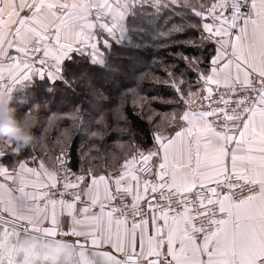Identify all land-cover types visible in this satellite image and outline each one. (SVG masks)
Wrapping results in <instances>:
<instances>
[{"label": "snow or ice", "instance_id": "snow-or-ice-1", "mask_svg": "<svg viewBox=\"0 0 264 264\" xmlns=\"http://www.w3.org/2000/svg\"><path fill=\"white\" fill-rule=\"evenodd\" d=\"M137 6L145 0H0V80L7 73L22 91L33 76L67 84L65 61L87 51L90 64L107 71L118 92L149 50L125 66L109 64L97 29L122 45L123 21ZM151 6H179L212 21L200 32L216 45L207 67L201 70L199 49L197 56L181 57L197 69L202 87L193 91L190 82L177 81L176 74L183 77L191 67L165 70L179 101L190 105L200 92L201 107L173 113L168 123L174 134L157 132L153 147L126 160L115 175L92 166L73 172L63 150L56 157L65 167L62 183L43 162L38 169L20 162L11 170L0 162V177L15 185L0 198V226L13 237L6 239L0 264H264V0H213L205 11L190 0H153ZM103 44L111 50L108 40ZM9 100L11 89L0 92V104ZM14 155L0 150V161ZM173 202L183 210H174Z\"/></svg>", "mask_w": 264, "mask_h": 264}, {"label": "trees", "instance_id": "trees-1", "mask_svg": "<svg viewBox=\"0 0 264 264\" xmlns=\"http://www.w3.org/2000/svg\"><path fill=\"white\" fill-rule=\"evenodd\" d=\"M168 9L164 10L162 14H156L159 22L152 24V19L155 16H147L145 14L146 11H149V8L145 6L143 8L137 7L127 22L131 44L117 45L114 42L111 43V50L103 49L104 57L109 64L121 66H125L128 60L135 59L145 49L149 50L139 65L140 71L136 73L134 78L127 80V86L122 87L118 92L111 88L109 84L110 75L107 71H101L99 66H92L90 57L79 55L78 53L74 54L73 63L65 61V66L68 70L63 75L68 81L67 84L62 81L52 83L47 79L44 81L36 80L28 85L26 91L18 92L15 95V99L11 102V106L17 109L18 116L27 114L29 118H34L35 139L31 145L23 146L22 153L11 156L10 161L6 160V163L15 164L20 159L31 157L28 155L29 151L34 152L39 157L46 158L50 151L56 147H64L54 152L53 159H46L53 160L55 163L56 155L70 146L74 170L79 171L82 154L84 163L95 159L92 165L98 166V161L102 160L100 157L102 152L112 149L113 129L118 122L119 116L118 113L112 111V108L117 106L119 98L124 94L123 92L140 85L146 91V88L151 85L162 87L161 80L167 79L164 76V72H157L154 69L155 66H158L154 61H160L159 59L166 57V53L170 52V49L162 48L156 51L155 48L158 45V41L155 40V37L157 36V30L162 28L165 20L169 19L170 24L181 22L176 13L177 11L184 12V10ZM136 46H139V52L136 50ZM209 47L213 49L212 46ZM171 50L174 52L183 50V54L191 55L194 48L178 46L171 48ZM211 54L212 51L210 50L208 60ZM163 64H166V60ZM161 65H159L160 68ZM183 65L180 64L179 67H183ZM147 70L157 74V78L139 77ZM149 78L151 81L148 80ZM170 84L168 82L166 85ZM159 89H162L160 94L164 97H177L175 92H163V88ZM145 96L150 95L146 92ZM152 105H156V108L159 107L156 103ZM124 113L127 120L123 121L126 123L124 124L122 120L119 122L125 129L123 130L124 138H131V146L135 142L138 148L143 150V152H147L146 149L151 144L149 138L151 133L150 122L135 114L128 103L125 106ZM94 132L102 133L103 138H101V135L93 136L92 133ZM145 138L147 139L146 144L142 142V139ZM103 164L106 166L110 165L107 163ZM88 166L87 164L84 165V167Z\"/></svg>", "mask_w": 264, "mask_h": 264}, {"label": "rangeland", "instance_id": "rangeland-1", "mask_svg": "<svg viewBox=\"0 0 264 264\" xmlns=\"http://www.w3.org/2000/svg\"><path fill=\"white\" fill-rule=\"evenodd\" d=\"M168 2V0H165V4ZM191 2V1H190ZM213 3V0H203V2H201V4L205 5V8L201 9L203 11L206 10L207 6L211 5ZM200 4V5H201ZM200 5L198 6L200 8ZM196 6V3H195ZM146 7V6H145ZM149 8V7H148ZM168 8L165 7H160V11H155L152 8H149V11H146L145 14H147V16H155L152 19V24H157V22H159V18H156V14H162L164 10H166ZM151 10V12H150ZM169 10V9H168ZM178 10V9H175ZM176 16L179 18V21L181 22H176L174 24H170L169 23V19L165 20L163 22L162 28H160L159 30H157V36L155 37V40L158 41V45L155 48V50H161L162 48L164 49H170V52L166 53V57H163L162 59H159L160 61H154L156 62V64H158V66H155L154 69L157 70V72H164L165 74V70L167 69V71H172L174 68H176L177 66H179L180 64H184L183 67H179L180 71L183 72L184 69L186 67H191V70L187 72L186 75H184L183 77H181L179 75V73L176 74V79L177 81H179L180 79H183L185 81V83H191V90H195L197 88H200L201 85L200 83H197V69L194 66H189L188 62L183 60L181 57L185 54H183V50L179 51V52H174L171 50V48H175L178 46H183V48L186 47H193V53L191 55L188 56H197V52L196 49H199V60H200V67L201 70L207 67L208 64V53L210 52V50L213 52V43L206 40V39H201L200 36V31L199 30H194L188 27L189 23H196L194 21L193 18H195V16L190 12V11H177ZM168 25V26H167ZM177 27H180L183 29L182 34H177V32L175 31V29ZM202 31V30H201ZM206 35V34H205ZM206 37V36H205ZM123 44H128L129 45V41L124 42ZM209 46H212V48H210ZM208 52V53H207ZM104 54V52H103ZM84 56H88L90 57L88 54L84 55ZM166 60V64H163V62H165ZM162 64V65H161ZM161 65V68L160 66ZM165 78L167 79H162L161 81V86L162 87H156L155 85H151L149 87H147V91L141 88V85L139 87H134L133 89H129L126 92H123L124 94L121 95V97L119 98V102L117 104V106L114 108H112V111L115 113H124V109L126 104L128 103V105L131 106V108H133V111L135 114L143 117V119L147 120L152 124V131H155L156 129H161L163 131H171V127L169 126V119L171 117V115L173 113L179 115L181 113V111L190 108L192 110V106L195 105L198 101H200V96L202 95V93L200 92H194V95L191 97V100L193 101L190 105H184L182 102L179 101L178 98V94L177 97L175 96H171V97H164L160 94L162 89L159 88H163V92L164 91H169V92H174L172 90L171 87H169V85H166L168 82H172V78L164 75ZM141 78L144 77H153L152 79L157 78V74H153L151 72V70H147V72H145L143 75L139 76ZM150 80V78L148 79ZM151 81V80H150ZM184 87V86H182ZM187 91H189V89L187 87H185V95L187 93ZM148 93L150 96H145V93ZM166 93V92H165ZM152 94V95H151ZM167 94V93H166ZM187 98V96H186ZM157 104V106L159 107H155L156 105H152V104ZM115 110V111H114ZM119 117L121 118L122 122L125 124L126 122L123 120H127L126 119V115L123 114L122 116L119 115ZM157 122V123H156ZM156 123V124H155ZM161 126H160V125ZM125 130V129H124ZM124 134V132L122 133V135ZM127 134V133H126ZM96 137V136H95ZM142 141V140H141ZM143 142V141H142ZM144 143V142H143ZM17 144V143H14ZM12 142L10 144V148L8 146V148H3L5 151L8 150V152L6 153H12L11 151V145H14ZM64 147H56L54 150L50 151V154L48 156H46L45 159H53V154L56 150L58 149H63ZM96 148V147H94ZM126 152H131V151H136L135 152H143V150H141L140 148H138L137 146L133 145L131 146V143L127 144L125 146ZM23 150V146L21 148L20 153H22ZM86 153V152H85ZM89 153V150H88ZM34 152L29 151L30 156H33ZM84 156L82 154V158H81V167H84L85 164L94 167V170L97 173H101L100 171L103 172H111L113 170V166L109 165L106 166L103 164V161H98V166H94L92 165L95 159H91L88 160V162L84 163ZM88 166V167H89Z\"/></svg>", "mask_w": 264, "mask_h": 264}, {"label": "crops", "instance_id": "crops-1", "mask_svg": "<svg viewBox=\"0 0 264 264\" xmlns=\"http://www.w3.org/2000/svg\"><path fill=\"white\" fill-rule=\"evenodd\" d=\"M191 4L195 6V3H196V8L200 11H203L201 10V8H199L198 6L201 4V2H203V0H190ZM113 3H115V0H112ZM184 2V0H180V3L182 4ZM17 3H19V0H17ZM139 7V6H137ZM130 8L129 9V13L128 15L126 16V19L125 21H123L125 27H126V32H125V38H124V42L126 41H129V36H128V27H127V22L129 20V17L130 15L132 14V12L137 8ZM175 9H178V10H183L181 8H179V6H177ZM185 11V10H184ZM187 11V10H186ZM5 19H7V16H5ZM196 23L197 24H200L201 25V28L199 29L200 32H202V23L203 22H208V23H211L212 21L211 20H206V21H201L199 18L195 17L194 18ZM206 34V35H205ZM204 36L207 37V33H203ZM117 38H119V33H117ZM97 39L100 41L99 43V50L101 53H103V49L105 48L104 47V44H103V41L104 40H108L109 43H114L115 40L110 37L106 32H100L98 29H97ZM123 42V43H124ZM214 44V42H212ZM215 44L213 45V47L215 48ZM10 51V54L13 53L15 51V49H11L9 50ZM77 54V53H75ZM214 55V49H213V52L211 54V56ZM210 56V58H211ZM105 58V57H104ZM209 58V60H210ZM37 68H39L40 66H35ZM47 70V69H46ZM36 80H40V78L38 76H33L32 80L28 81L27 84H31V83H34ZM50 82L53 83V81L49 80ZM59 81V80H57ZM201 87H202V82L200 83ZM9 89H11V100H9L8 102L11 104V102L15 99V95L24 90V85L23 84H18V85H12V82L11 80L8 79V76H7V73L4 74V79L3 80H0V92H7ZM7 99V97H6ZM188 109V108H187ZM185 109V110H187ZM183 110V111H185ZM180 114H182V112ZM194 111V110H193ZM123 114L125 113H118V115L122 116ZM120 120L121 118L118 116V122L114 125V129H113V139L111 141V148L112 149H107L106 152H102V154L100 155L103 163H107V164H110L113 166V170L111 171L112 174H118L119 173V170L121 168V165L126 161V160H130L132 158L133 155H136L137 152L135 151H131V152H126L125 151V146L127 144H129L132 140L131 138L129 139H125L124 136L122 135V132L124 130V126H121L120 125ZM157 123V122H156ZM155 123V124H156ZM180 123H183V122H180ZM150 130H151V133H150V145L147 147L148 149L146 150H149L153 147L154 145V135L159 132L163 135H172L174 134L172 128H171V131H163L161 129H156L155 131H152V123H150ZM160 125V124H159ZM161 126V125H160ZM118 130H119V139H117V133H118ZM176 130H179V129H176ZM143 142L146 144V138L145 139H142ZM13 144L15 142H12ZM10 144L8 141L6 140H0V150H3L5 153L8 152V150H4L3 148H10ZM16 145L17 144H14V145H11V151L12 153H15V154H19L20 151H21V148H22V145H19V150L17 151V148H16ZM133 145L136 146V143L133 142ZM137 150V149H136ZM11 154V153H10ZM15 156V155H14ZM155 159V158H154ZM6 160L7 161H10V157L9 156H5L2 161V162L5 166H10V170L12 167H15L16 169H18L19 167V163L20 162H24L26 163V166L27 167H32V168H39V165L41 162L44 163L45 167L49 170V171H54V167H55V163L53 160H46L45 158L43 157H39L38 155H36L35 153L33 154V156L31 157H27V158H24V159H20L18 162H16L15 164L13 163H6ZM13 164V165H12ZM107 172H101L99 174H106ZM0 183H3V184H6L7 185V188H0V190H6L8 195L10 194L8 189H14L15 188V185L13 184V182L11 181H5L3 180L2 177H0ZM12 194H18V193H15L13 192ZM41 204H43V202H41ZM65 223L63 225V230L67 231L68 227H69V223H68V220L69 218L68 217H63ZM44 226H51L49 222H45ZM65 239H74L75 237H64Z\"/></svg>", "mask_w": 264, "mask_h": 264}, {"label": "clouds", "instance_id": "clouds-1", "mask_svg": "<svg viewBox=\"0 0 264 264\" xmlns=\"http://www.w3.org/2000/svg\"><path fill=\"white\" fill-rule=\"evenodd\" d=\"M34 118H29L27 114L17 115V109L9 102L0 104V140L15 142L22 146H29L33 143ZM6 190H0V198H7Z\"/></svg>", "mask_w": 264, "mask_h": 264}, {"label": "built area", "instance_id": "built-area-1", "mask_svg": "<svg viewBox=\"0 0 264 264\" xmlns=\"http://www.w3.org/2000/svg\"><path fill=\"white\" fill-rule=\"evenodd\" d=\"M152 2H153V0H145V6H146V7H149V8H152V9H154L155 11H160V8L157 9V8L151 6V5H152ZM161 3H162V4H165V0H161ZM78 54L81 55L80 53H78ZM87 54H88V52L85 51V53H84L83 55H87ZM11 55L16 56V55H17L16 51H14L13 53H11ZM40 55H42V53H41ZM48 63H49V65H51V64L53 63V61L49 60ZM35 66H40V65H39L38 63H36ZM221 91L223 92L224 89H221ZM201 104H202V101H201V100L198 101L195 105L192 106V110H194V111L198 110V109L201 107ZM220 107H223V105H220ZM63 151H64V153H66V155H65L63 158L66 159V160L69 162L65 167L70 168L73 172H78V171L74 170L73 165H72V164H73V155H72V150H71V148H70V151H69V147L66 148V149L63 150ZM145 153H146V152H145ZM60 154H61V152H59V153L56 155V157L60 156ZM56 157H55L56 162H55L54 172H56V173H58V174L61 175V183H62V177H63V173L65 172V167H61V166H60V164L58 163ZM61 190H62V189H61L59 186H58V188H57L56 190H54L57 198H59V192H60ZM246 194H247V193L245 192L244 195H246ZM129 202H130V201H129ZM171 207H172L174 210H178V211H182V210H183V209H182V206H181L180 204H178V203H175V202L172 203ZM211 207H212V208H215L216 205L213 204ZM193 214H195V213H193ZM129 219H130V220L132 219L131 215L129 216ZM199 222H200V221H197V223H199ZM204 222H205V223L207 222V218H204ZM23 227H27V224L25 223V224L21 225V230H22Z\"/></svg>", "mask_w": 264, "mask_h": 264}, {"label": "water", "instance_id": "water-1", "mask_svg": "<svg viewBox=\"0 0 264 264\" xmlns=\"http://www.w3.org/2000/svg\"><path fill=\"white\" fill-rule=\"evenodd\" d=\"M35 235H40V234L39 233H35ZM6 239H7V242H12V240H13L12 234H11V232H9L7 234L4 233L2 226H0V253H2L3 250H4ZM55 239H65V238L61 237V236H57V237H55ZM75 239L76 238H74V239H65V240H75Z\"/></svg>", "mask_w": 264, "mask_h": 264}]
</instances>
